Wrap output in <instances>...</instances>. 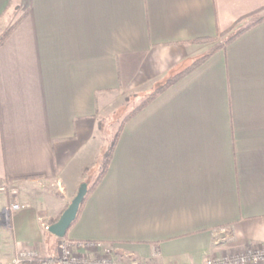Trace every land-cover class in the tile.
I'll list each match as a JSON object with an SVG mask.
<instances>
[{
    "label": "crops",
    "instance_id": "crops-1",
    "mask_svg": "<svg viewBox=\"0 0 264 264\" xmlns=\"http://www.w3.org/2000/svg\"><path fill=\"white\" fill-rule=\"evenodd\" d=\"M263 6L0 0V185L19 189L0 193V264L27 248L59 262L46 224L84 181L103 114L168 81L140 108L144 98L131 101L108 170L64 238L150 264L264 244V19L193 64L210 46L195 39L231 35ZM12 202L21 208L9 215Z\"/></svg>",
    "mask_w": 264,
    "mask_h": 264
},
{
    "label": "built area",
    "instance_id": "built-area-1",
    "mask_svg": "<svg viewBox=\"0 0 264 264\" xmlns=\"http://www.w3.org/2000/svg\"><path fill=\"white\" fill-rule=\"evenodd\" d=\"M0 193L17 195L18 187L6 183L0 185ZM21 208L18 202H12L7 207V213L12 215ZM57 258L62 264H122L115 259L111 248L97 240H69L61 238ZM41 256L34 248L17 251L9 264H40ZM124 264H136L124 263ZM199 264H264V244L248 245L246 248L209 256Z\"/></svg>",
    "mask_w": 264,
    "mask_h": 264
},
{
    "label": "trees",
    "instance_id": "trees-1",
    "mask_svg": "<svg viewBox=\"0 0 264 264\" xmlns=\"http://www.w3.org/2000/svg\"><path fill=\"white\" fill-rule=\"evenodd\" d=\"M247 18V21L245 23H243L242 25H238L239 21L243 20ZM264 19V6L260 7L259 9L249 13L248 15H245L243 17H240L235 23L234 25L231 27L233 29V33L228 36L225 41H221V42H217L215 44H211L210 42H212L213 38L210 37H205V38H199V39H195L194 42L196 43H203V42H209L210 46L208 51L202 55L200 58H198L193 64H197L199 62H201L202 60H204L205 58H207L210 54H212L214 51L223 48L229 41L233 40L234 38H236L238 35H240L242 32L246 31L247 29H249L250 27L262 22V20ZM238 25V26H237ZM231 30V29H230ZM230 30H226L224 32H220V34L226 33ZM4 34H2L0 36V40L3 37ZM169 82V81H168ZM167 82V83H168ZM167 83L163 84H159L157 85L153 91L147 95L146 98H144L142 101H140V104L138 106H136L134 109L140 108L141 106L145 105L146 103H148L152 98H154L159 92H161V90L165 87V85H167ZM128 115H130V113L128 112ZM129 117V116H128ZM127 117V118H128ZM127 118L125 117L124 120L122 121V123L120 124V127L118 128L117 133L113 136V138H111V140L108 142L107 144V148L104 150V152L101 154L99 161H98V171L97 174L93 180V182H91L90 184H87V192L82 200V202L79 205L78 208V212L76 215L75 220L71 223L70 227L76 222V220L78 219L82 207L84 205L85 200L87 199V197L89 196V194L94 190V188L99 184V182L102 180V178L104 177V175L106 174L110 161L112 159L113 156V152H114V148L116 146L117 143V139H119L122 127L124 125V122L127 120ZM81 183V182H80ZM80 183L78 184V186L80 185ZM77 186V188H78ZM63 211V210H62ZM62 211L59 213V215L53 219H49L47 221L46 226H49L50 224L54 223L55 221H57V219L59 218L60 214L62 213ZM41 214V212H40ZM67 235V232L65 234V236ZM64 236V237H65ZM55 258H41L38 262L40 264H45V262H49L50 260H54Z\"/></svg>",
    "mask_w": 264,
    "mask_h": 264
},
{
    "label": "rangeland",
    "instance_id": "rangeland-1",
    "mask_svg": "<svg viewBox=\"0 0 264 264\" xmlns=\"http://www.w3.org/2000/svg\"><path fill=\"white\" fill-rule=\"evenodd\" d=\"M246 21H247V18L239 21L238 25H242ZM230 33L231 32H226V33H223V34L219 33L215 38H213L212 42H210V43L211 44H215L217 42L225 41V39L230 35ZM156 86L157 85H154L153 88L148 91L149 92L148 94H150ZM146 97H147V94L142 95L140 98H137L136 94L129 93V95H127L124 98V100H118V101L114 102V106H116V107L117 106H121V108H122L121 110H117L115 112H106V113L103 114L104 117H102L100 119L99 126H98V131H96V133H95V135L93 137V139H95V140L93 141L94 143H92V145H91L92 153L90 154L89 160L87 162L85 161L87 164H86L85 168L82 171L83 178H84L83 179L84 181H82V182H85L87 184H90L91 182H93V180H94V178H95V176L97 174V171H98L99 158H100L101 154L104 152V150L107 148L108 142L117 133L118 128L120 127V124L122 123L124 118L127 117V115H128L127 112H128V110L130 109V107L132 105L131 101L133 100V98H135V100L137 99L139 101V99L141 100V98L143 99V98H146ZM135 100H133V101H135ZM50 187H48L46 185V188H50ZM53 194H56L55 191H54ZM60 240H61V238H60ZM59 243H60V241H59ZM59 245L60 244H58V249H59ZM105 245H107V244H105ZM249 245H252V244H249ZM254 245H261V244H254ZM108 247H110L111 251L113 252V248L111 246H108ZM244 248H246V246ZM115 259L117 261H119L120 263H122V264L128 263V262L129 263H135V260L132 259V258L123 259V260L120 259L119 260V259H117L115 257ZM56 264H61V263L57 262ZM136 264H150V263L142 261V260H136Z\"/></svg>",
    "mask_w": 264,
    "mask_h": 264
},
{
    "label": "water",
    "instance_id": "water-1",
    "mask_svg": "<svg viewBox=\"0 0 264 264\" xmlns=\"http://www.w3.org/2000/svg\"><path fill=\"white\" fill-rule=\"evenodd\" d=\"M87 192V183H80L76 194L71 199L68 206L62 211L57 221L50 224L47 230L58 238H63L71 223L75 220L78 208Z\"/></svg>",
    "mask_w": 264,
    "mask_h": 264
}]
</instances>
